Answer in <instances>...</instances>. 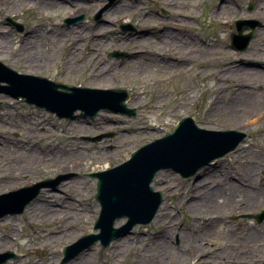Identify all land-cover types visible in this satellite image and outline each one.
<instances>
[{"label": "rangeland", "instance_id": "1", "mask_svg": "<svg viewBox=\"0 0 264 264\" xmlns=\"http://www.w3.org/2000/svg\"><path fill=\"white\" fill-rule=\"evenodd\" d=\"M230 1L242 11L231 17L226 14L225 21L214 13L224 0H55L53 4L47 0H0L1 61L21 73L38 72L61 83L124 89L128 106L136 109L133 117L101 110L93 119L78 113L64 119L0 90V195L42 180L55 184L59 176H67L56 187H43L23 213L0 218V255L16 253L15 258L0 264H68L79 262L83 255H89L87 264H264V219L259 223L248 216L264 209V194L258 195L264 191V117L251 121L264 109V75L248 78L254 88L247 108L251 115L245 112L228 119L221 115L212 124L204 120L215 94L228 93L229 84L220 85L213 75L219 66L232 61L249 65L246 59L250 58L252 64L264 68V17L260 11L256 14L259 1L235 0L237 5ZM186 3L191 5L189 9ZM123 4L130 6L112 14L108 11ZM187 14L192 15L191 20ZM82 15L79 22H66ZM7 18L23 23L24 32L8 24ZM164 20L170 24L160 25ZM238 20L250 22L245 34L252 23L259 22L244 51L231 46ZM129 23L132 30L122 28ZM143 27H150V33L143 34L140 47L131 50L114 43ZM60 28L61 33L57 32ZM108 29L114 33L101 34ZM164 29L175 34L179 43L171 40L172 35L164 40ZM30 31H35L33 42L27 40ZM195 39L212 46L208 50L202 47L197 54ZM117 50L128 54L118 58L113 54ZM133 51L140 54L130 55ZM179 54L191 55L190 64H183L187 57L177 58ZM227 55L232 56L224 59ZM196 57H201V62H196ZM185 66L189 72L182 76ZM0 84L9 83L2 80ZM187 116L205 129L246 132V140L191 179L171 169L160 170L153 186L164 199L151 223L135 225L109 248L98 241L62 263L64 247L74 245L87 233L99 232L94 227L101 211L95 199L97 178L90 173L118 165ZM105 133L108 136L99 141L90 139ZM77 149L80 162L72 152ZM251 150L260 159L258 166L248 171ZM257 175H262L260 184ZM245 182L249 187H244ZM236 183L246 191L253 188L257 200L248 205L223 202L219 196L230 197ZM213 191L219 199L215 204L208 197ZM34 203L45 205L44 211H34ZM126 222V217L119 218L115 227ZM68 229L62 235L52 233ZM247 232L249 241L257 245L247 252L233 248ZM57 237L66 239L61 243ZM55 252L59 257L50 260L48 254Z\"/></svg>", "mask_w": 264, "mask_h": 264}, {"label": "water", "instance_id": "2", "mask_svg": "<svg viewBox=\"0 0 264 264\" xmlns=\"http://www.w3.org/2000/svg\"><path fill=\"white\" fill-rule=\"evenodd\" d=\"M83 18L84 15L68 22L76 23ZM247 23L243 20L236 22L239 33L233 35L232 43L239 50L247 49L255 27L259 24L252 23V31L243 35V31L249 27ZM14 25L23 30L22 24ZM115 54L121 56L125 53ZM2 80L9 84L5 87L0 85V90L2 88L17 98L23 96L28 103L46 108L59 118H74L77 111H81L82 116L95 117L102 109L136 114L135 108L127 106L126 100L129 96L124 89H95L55 82L46 77L19 74L0 61V82ZM23 83L26 85L22 87ZM104 136L108 134L90 139L99 141ZM246 136L245 132L237 129L216 131L200 128L194 118L187 117L179 121L165 136L133 151L130 158L123 163L90 173L92 177L98 178L96 199L102 210L95 222V229L101 231L97 234H86L74 245L65 247L62 263L69 261L84 248L91 247L98 240L103 248H108L113 240L125 236L135 225L152 222L163 202V194L155 191L151 183L161 169H173L182 177L190 178L212 161L235 151ZM59 177L55 184L44 180L1 194L0 217L23 213L42 192L43 187H56L61 178L67 176ZM121 217H127V223L119 228L115 227V221ZM15 257L16 254L9 251L0 255V263Z\"/></svg>", "mask_w": 264, "mask_h": 264}, {"label": "bare ground", "instance_id": "3", "mask_svg": "<svg viewBox=\"0 0 264 264\" xmlns=\"http://www.w3.org/2000/svg\"><path fill=\"white\" fill-rule=\"evenodd\" d=\"M55 0H47V2L49 3H55L54 2ZM259 1V4L258 5V9L256 10V14H260V16L264 17V0H258ZM235 4H236V1L234 0ZM237 5V4H236ZM130 5H119L117 7H115V10L114 8H109V12H111L110 14L112 13H115V11H119L120 9L122 8H127L129 7ZM190 4L189 3H186V7L187 9L190 8ZM84 7L81 8V10L83 9ZM262 9V10H261ZM242 11V8H237L235 7L234 3L231 2L230 0H224V3L222 4H218L215 6L214 8V13L217 15V16H221L222 18H224V20L226 21V14L229 15V17L235 15V14H238L239 12ZM77 11H75L73 14H76ZM186 18L188 19H192V15L191 14H187L186 15ZM108 21V20H107ZM105 21V22H107ZM166 24H170V21H163L160 25H166ZM144 29H139L136 34H130L128 36H121L119 38H117V41H115L114 43L117 44L118 46L120 47H125V48H129L131 50H134L133 48H137V47H140L143 43H144V35L143 34H148L150 33V27H143ZM166 28H171L170 26H167ZM167 30H163V39L164 40H167L168 37H170L172 35V38L171 40L173 39H176L175 37V34L171 33V35H169V32H166ZM0 32H3L1 29H0ZM57 32L61 33L63 32V30L60 28V30H57ZM74 32H77V31H74ZM261 32L264 34V28H261ZM65 33V32H64ZM104 33H114L113 30L111 29H108L107 32H101V34H104ZM29 37L27 38V40H29V42H33L34 39L36 38L35 37V31H30L29 33ZM96 36H98L99 34L97 32H95ZM176 42L177 39H176ZM179 43V42H178ZM212 45L211 44H204L202 43L201 40L199 39H195L194 40V44H193V50L195 53H199L200 52V49L202 47H204V49L208 50V48H210ZM184 47V46H183ZM188 49L189 50H192L191 46L189 45L188 46ZM132 53V54H131ZM165 53V52H164ZM162 53V54H164ZM140 53H137L136 51H133V52H130V55H139ZM232 55L230 56H225L224 59H227L228 57H231ZM182 57H187L186 61L187 63H183V64H190V61L192 59V56L191 55H182ZM181 55H177V58H182ZM204 58V57H203ZM202 58V59H203ZM219 58V57H218ZM221 58L223 59V56H221ZM196 62H201V57H196L194 58ZM190 60V61H189ZM248 62H249V65L246 64V62H243L241 61L240 63L237 64L236 61H232V62H228V63H225L223 65V67H218L217 68V71L214 72V77L215 79H217L220 83V85H224V84H229V87H228V93H218V94H215V96L213 97V103H212V107L210 106V108L208 109V112H209V116L206 118H204V120H206V122H208L209 124H212L213 122H215L217 119L219 118H222L220 117L221 115L226 117V119L228 118H231V117H237L240 113H245V112H248L249 115H251L252 111L250 112L247 108L249 106V104L251 103V97L253 96V87L251 86V84H249L248 82V78L252 79V77H254L255 79H258L259 76L261 75H264V68L262 67H257L255 63L252 64L251 59L250 58H247L246 59ZM168 67H171V66H168ZM37 72V71H36ZM182 76H184L188 71L187 67H183L182 70L180 71ZM242 73L244 75H242ZM37 74H39L37 72ZM261 86H264V82H261ZM225 87V85H224ZM226 95H229V96H226ZM16 102V101H15ZM264 117V109H262L261 111L259 110L257 112V114L252 117L251 121L252 122H255V121H260L262 120ZM79 149L77 150H74L72 151L74 153V155H77L79 154ZM82 155V154H81ZM76 157H78V160L77 162H80V159L82 156L80 155H77ZM250 164L247 166L246 169H248V171H253L257 166H258V162L260 159L258 154L255 153L253 150H251L250 152ZM202 179V178H200ZM199 179V180H200ZM198 180V181H199ZM224 184H228L227 181L224 182ZM237 184V183H236ZM244 184V183H243ZM242 184V185H243ZM232 186H233V183H232ZM245 186H248L249 187V183H246L244 184V187ZM252 188V187H251ZM249 189V188H248ZM232 195L230 197H227V195L225 196H219L223 199H221L223 202H228L230 203L231 201H234V203H238V204H244V205H248L250 204L251 202H253L254 200V196H255V192H253V188H252V191H246L245 189H243L240 185H234V187L232 188ZM259 194H264V191H259L258 192V195ZM217 196L218 194L214 193V191L212 192V195L211 196H208L209 197V202L211 203H216V200L218 201L219 199H217ZM256 199V198H255ZM46 200H49V198L47 197ZM257 200V199H256ZM195 201H199V199H195ZM36 203V202H35ZM34 203V208L33 210L38 212H42L44 211V207L45 205L43 204H35ZM51 207V205L48 203V205L46 206V208L49 210ZM191 208H194L191 206ZM47 216V214H46ZM44 216V217H46ZM70 221L67 220V223H69ZM68 225V224H66ZM70 229L68 230H61V231H57V230H54L52 231V233H59V234H64V233H68ZM250 235V232H247L246 233V237H243L242 238V242L241 243H238V242H234L233 243V248H236L237 250H243L245 252H247L249 250L250 247H252L254 244H252V241H249V236ZM251 237V236H250ZM253 237V236H252ZM52 238H56V237H52ZM59 242H63V238L65 237H57ZM66 239V238H65ZM254 243V242H253ZM43 249H46V247L44 246ZM167 251V249H166ZM50 256V260H56L59 256H57V253H49L48 254ZM154 260V259H153ZM79 262H77V260H74L72 262H69L68 264H78V263H81V264H87L89 261V255H83L81 256L80 260H78ZM150 261V260H149ZM152 261V260H151ZM144 264H147V263H144Z\"/></svg>", "mask_w": 264, "mask_h": 264}]
</instances>
